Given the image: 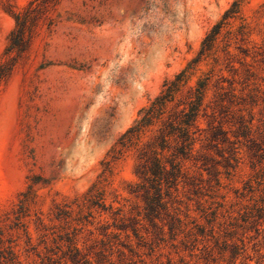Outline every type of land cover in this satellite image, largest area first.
I'll return each instance as SVG.
<instances>
[{
    "label": "rangeland",
    "instance_id": "rangeland-1",
    "mask_svg": "<svg viewBox=\"0 0 264 264\" xmlns=\"http://www.w3.org/2000/svg\"><path fill=\"white\" fill-rule=\"evenodd\" d=\"M12 38L24 43L17 47ZM182 75L167 110L205 83L207 115L199 119L203 134L196 149L221 163L229 144L208 146L220 126L236 143L238 162L228 176L218 166L219 186L201 182L206 175L188 162L186 171L201 190L195 195L192 186L180 185L173 206L185 223L205 227L201 209H219L223 236L230 217L244 225V212L264 199V159L254 156L247 139L236 138L242 122L249 138L260 142L264 135V0H57L48 6L0 0V242L22 264H40L32 246L46 253L41 222L62 234L74 232L84 250L106 239L100 228L113 225L115 212L126 223L136 217L143 206L132 194L139 153L160 123L129 132L165 84ZM98 200L111 210L93 208ZM57 208L72 214L70 227L55 219ZM256 229L240 230L233 239L238 248L241 240L245 245L235 261L230 249L221 255L209 238L186 249L182 235L162 243L144 229V243L130 235L145 260L134 257L136 264H261L264 223L260 233ZM58 244L49 241L50 254L57 253L56 264H70L63 258L65 242Z\"/></svg>",
    "mask_w": 264,
    "mask_h": 264
},
{
    "label": "trees",
    "instance_id": "trees-1",
    "mask_svg": "<svg viewBox=\"0 0 264 264\" xmlns=\"http://www.w3.org/2000/svg\"><path fill=\"white\" fill-rule=\"evenodd\" d=\"M41 1L43 5L48 6L54 4L57 0ZM16 20L19 23L21 17H16ZM20 42L24 43L22 38L19 41L12 38V43L15 46H21L19 45ZM182 78L183 75L174 82L165 84L164 87L166 89L162 92L161 96L143 112V117L138 127L129 132L135 133L140 131L141 128L149 127L154 123H160L156 135L139 153V164L136 171L139 184L136 185L132 194L141 201L143 206L142 209L136 208L139 210L136 217L132 218L129 223H126L125 219L118 218L119 214L115 212L113 214L115 216L113 225L106 224L100 228L103 231L101 236L106 239L91 241L89 247L84 250L78 248V241L74 232L67 231L62 234L61 230H56L55 228L49 230L41 222L42 233L40 239L46 253L43 254L42 251H38V248L33 246L30 248V251H33L34 255L40 260V264H56L53 256L57 255V253L50 254L52 250L48 247L49 241L56 244L58 246L57 249L61 248L58 241L65 242L67 251L64 253L63 258L67 257L70 264H131L132 262V264H136L137 262L134 261V257L141 259L139 262L143 263L145 260L142 259V255L135 252L131 244L130 235L132 234L140 243H144L142 242L143 237L140 234L141 229H144L145 234L151 237V240L154 242H165L167 240L166 237L170 241H175L179 235H182L183 239L180 245L186 249L190 247L194 248L195 244L200 241L203 242L206 240L205 238H209L207 239L208 242L214 241L221 255L225 256V252L230 249V259L235 261L240 256L238 251L245 248L242 240L239 241L243 248H238L236 243H233V239L240 234L239 231H249L257 228L256 232L260 233V227L264 223V199L261 200V206L254 205L253 208L247 209L244 212L241 217L244 225L239 224L237 218L230 217L231 221L227 224V227H224L225 232L223 236L218 235V230L224 226V224L217 222V212L219 209H215L210 213H208L211 210L210 208L201 209L200 212L203 213L204 220L209 229L205 225L197 224L196 222L187 224L177 214V209L174 208L172 201L180 185L192 186L195 195L199 194L201 190V187H199L201 183L198 184L192 180L186 171V164L188 162L194 163L206 175L207 179L201 180V182L210 183L211 181H216L217 186L221 184L220 175L222 174L218 171V166H221L225 170L224 174L228 176L230 175V170H234L235 164L238 162L237 148L234 147L236 143L231 142L226 137L227 134L220 126L213 128L210 140H208L210 142L208 146L217 149L220 144H229V155L227 157L221 155L223 158L221 163L216 162L204 153L203 148L200 150L196 149L203 134L199 119L207 115L205 109H202L204 89L206 88L205 83L199 84L198 88L190 92L185 103L177 102L171 110H167L168 105L172 104L176 99ZM227 96V93L222 94L220 101L225 102V97ZM249 136L250 130L242 122L239 135L236 138L247 139L250 144L248 148L256 151L254 156L264 159V135L260 142L249 138ZM261 151L263 154H260ZM245 189H248L249 193L253 192V189L249 185ZM92 207L97 208L101 214L111 210L106 208L100 200L92 202ZM218 208H221V206H218ZM57 209L58 213L55 219L60 223L63 222L67 228L70 227L71 222L74 221V219L70 220L72 214L63 209ZM145 224L148 228H145ZM190 225L193 226L190 228ZM216 225L218 227H215ZM14 226L18 230L24 227L19 222ZM65 229L63 228L62 230ZM111 229L115 230L116 233L110 232ZM122 233L125 234L126 238L124 242H120V234ZM240 236H243V234ZM28 242L31 243L30 236L28 237ZM140 243H138V247L141 246ZM203 249L208 251L209 247L205 245ZM150 252V254L144 256L150 257L153 253V248L150 249ZM115 254H117V262L113 261ZM0 264H22L14 250L11 247H5L3 242H0ZM261 264H264V262L262 261Z\"/></svg>",
    "mask_w": 264,
    "mask_h": 264
}]
</instances>
